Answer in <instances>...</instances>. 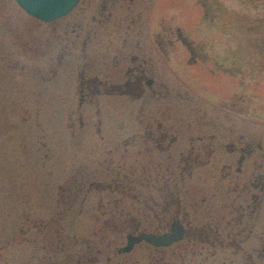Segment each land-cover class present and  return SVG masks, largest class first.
Here are the masks:
<instances>
[{
	"label": "flooded vegetation",
	"instance_id": "1",
	"mask_svg": "<svg viewBox=\"0 0 264 264\" xmlns=\"http://www.w3.org/2000/svg\"><path fill=\"white\" fill-rule=\"evenodd\" d=\"M218 1L199 0L204 9L194 28L169 25L163 11H154L155 0H97L75 16L80 2L51 23L23 10L14 23L0 11V140L11 149L8 159L20 154L24 167L37 172L53 160L48 152L42 157L49 148L44 110L53 113L56 164L67 154V174L56 178V189H40L39 176L25 186L50 198L47 209L62 222L66 212L67 226L75 222L76 196L83 197L81 212L89 196L103 199L100 192L109 191L134 200L127 245L131 237H178L160 246L142 239L131 252L120 248L119 256L145 246L154 264H264V129L250 117L262 121L264 94L260 100L256 92L264 84V59L236 58L232 43L198 35L204 22L219 25ZM224 19L220 34L228 36ZM250 46L264 57V43L245 44L244 54ZM14 115L20 134L11 147ZM82 143L107 150L109 165L134 149V183L106 168L103 182L92 184L97 189L75 191L74 148ZM105 201L99 212L121 211V199ZM110 220L103 227L122 225Z\"/></svg>",
	"mask_w": 264,
	"mask_h": 264
},
{
	"label": "rangeland",
	"instance_id": "2",
	"mask_svg": "<svg viewBox=\"0 0 264 264\" xmlns=\"http://www.w3.org/2000/svg\"><path fill=\"white\" fill-rule=\"evenodd\" d=\"M96 2L97 0H83L73 15H78L84 5L85 8L89 6L87 8L89 11ZM218 2L219 7L215 9V12L220 13L221 16L216 21L219 25L214 29L204 22L200 26L198 35L202 36L205 42L209 40L216 44L232 43L236 50V58L250 59L252 63H255V59H264L258 51L254 50L253 46L249 47L251 49L249 54L243 53L246 52L244 51L245 44L264 43V0H219ZM198 3L199 0H155L154 11H163L161 16L171 26L186 22V26L194 28L192 23L196 18L199 19L202 16L204 9ZM2 10L10 12L11 20L14 23L25 17L15 0H0V11ZM226 18L230 23L228 36L220 34L224 28L221 21L222 19L226 21ZM261 84V88L257 89L258 93L256 92V94H261L260 100L264 94V84ZM262 103L264 104V99ZM125 111L129 114L131 112V110ZM4 113V110H0V126L5 123ZM52 114L50 110L43 111V141L48 143L49 148L43 149L42 157L44 158L45 152L55 156L52 161L47 162L46 167L41 171L35 168V164L33 168L39 172L34 169L28 170L27 166L25 168V159L20 154H15L13 158L8 159L7 154H11V149L10 152L5 151L3 139L0 140V264H134L135 262L154 264L149 256L151 251L145 246L136 248L135 253L133 251L129 255H118V250L127 245V234L134 229V200L132 197L109 191L100 192L104 196L103 199L106 200L105 204L115 198L121 199L123 203L121 211L115 212L113 206H106L99 212L98 204L103 199L89 196L84 210L80 212V205L84 203L83 197L76 196L73 210V221L75 222L73 226H67L65 223L66 212L62 222L56 212L47 209L48 204L53 203L50 198L42 199L40 191L34 192L35 188L32 185L25 186V182H31L29 179L39 176L43 180V184L39 188L53 190L57 188L56 178L63 173L67 174V154L64 151L61 164L57 165L56 149H51V133L54 130ZM258 115L263 122L254 120L255 116L253 115L250 117L254 119L250 122H256L254 125L258 124L264 129V109L260 110ZM143 118L146 122L147 117ZM244 118L237 115L234 117L236 121H245ZM128 119L130 118L128 117ZM11 124L10 145L12 147L18 141L20 134L18 115L12 117ZM128 124H132L131 120ZM89 138L91 139V137ZM124 151L125 149L121 150L122 153ZM13 152L15 153L14 150H12ZM32 152L33 150H31L33 158L35 155ZM107 158V150L101 151L99 146L91 148L83 143L76 145L73 157L75 191L97 189L92 184L101 183L105 178L103 173L106 168H108L107 173L118 172L122 176H128L124 181L134 183V149H129L127 158L122 159V167L118 163L107 164L105 161ZM50 172L53 180L50 178L51 180L48 182ZM25 189L31 191H28L27 197L21 194V191L24 194ZM75 194L77 195V193ZM42 204L44 207L41 206ZM115 218L122 220L120 227L111 225L103 227L104 222ZM106 224L104 223V226ZM145 226L147 227L148 223ZM146 230L152 231L153 229L147 228Z\"/></svg>",
	"mask_w": 264,
	"mask_h": 264
},
{
	"label": "water",
	"instance_id": "3",
	"mask_svg": "<svg viewBox=\"0 0 264 264\" xmlns=\"http://www.w3.org/2000/svg\"><path fill=\"white\" fill-rule=\"evenodd\" d=\"M80 1L81 0H17L19 5L26 12L45 22H51L68 15ZM142 239L160 246L169 245L175 242L178 237L167 235L160 239H155L154 237L144 235L141 238L136 239L135 242L134 237H131L128 245L122 249V252H131L134 248V244Z\"/></svg>",
	"mask_w": 264,
	"mask_h": 264
},
{
	"label": "bare ground",
	"instance_id": "4",
	"mask_svg": "<svg viewBox=\"0 0 264 264\" xmlns=\"http://www.w3.org/2000/svg\"><path fill=\"white\" fill-rule=\"evenodd\" d=\"M75 9H76V8H75ZM75 9H74V10H75ZM74 10H73V11H74ZM73 11H72V12H73ZM72 12H71V13H72Z\"/></svg>",
	"mask_w": 264,
	"mask_h": 264
}]
</instances>
